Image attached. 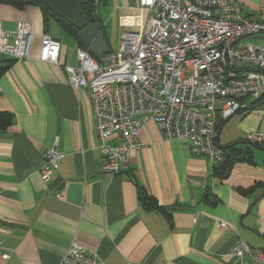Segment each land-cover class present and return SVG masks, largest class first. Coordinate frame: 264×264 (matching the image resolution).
<instances>
[{
  "label": "crops",
  "instance_id": "crops-1",
  "mask_svg": "<svg viewBox=\"0 0 264 264\" xmlns=\"http://www.w3.org/2000/svg\"><path fill=\"white\" fill-rule=\"evenodd\" d=\"M236 1L244 17L264 21L259 0ZM108 4L121 33L142 31L149 14L138 0L99 6L96 17L113 52L100 11ZM0 22L11 33L29 23L34 37L30 57L14 61L0 77V112L11 116L10 127L0 130V244L9 255L0 264H60L73 241L97 249L105 264H242L229 254L239 240L264 249V151L247 141L256 132L264 144V99L246 100V111L222 125L221 147L242 141L247 144L239 149H254L229 176L214 177L208 159L193 155L186 142L164 141L151 121L128 170L104 172L90 92L72 88L64 70L77 64L80 39L54 20L45 22L38 5H0ZM52 24L62 34L52 36ZM45 34L61 43L60 66L38 60ZM247 40L263 46L264 34ZM119 143L118 137L109 140ZM55 146L65 156L45 183L40 170ZM142 191L157 207L141 204Z\"/></svg>",
  "mask_w": 264,
  "mask_h": 264
},
{
  "label": "built area",
  "instance_id": "built-area-1",
  "mask_svg": "<svg viewBox=\"0 0 264 264\" xmlns=\"http://www.w3.org/2000/svg\"><path fill=\"white\" fill-rule=\"evenodd\" d=\"M138 5L149 14L146 26L121 33L117 52L97 57L80 48L77 64L64 66L67 83L90 92L103 171L128 170L148 121L164 141L186 142L193 155L212 166L223 162L222 125L248 108V98H264V45L247 40L264 34V21L244 17L236 0H138ZM259 11L264 14V0ZM33 39L29 23H19L11 33L0 22V55L26 60ZM61 50V43L45 34L38 60L60 66ZM241 64L248 70H240ZM113 137L120 143L109 144ZM262 139L256 132L247 136L253 144ZM64 156L56 146L46 152L40 170L45 183ZM229 254L242 264H264V249L242 240ZM8 257L0 244V259ZM60 264L105 263L97 249L73 241Z\"/></svg>",
  "mask_w": 264,
  "mask_h": 264
},
{
  "label": "trees",
  "instance_id": "trees-1",
  "mask_svg": "<svg viewBox=\"0 0 264 264\" xmlns=\"http://www.w3.org/2000/svg\"><path fill=\"white\" fill-rule=\"evenodd\" d=\"M105 0H90L88 2H83V10L88 15V23H94L98 22V19L96 17L97 11L99 6L104 3ZM0 5H7L11 6L15 9L22 10L27 6L31 5H38L43 10V15L45 18V22H48L49 20H54L56 23L60 26V28L68 33L70 36H72L74 39L78 40L77 34L78 29L77 27L71 23V21L64 20L62 18H58L49 8L47 5L38 4L34 0H0ZM57 40V39H56ZM80 46L83 49H89L87 46L82 44L80 41ZM91 51V50H90ZM91 54L95 56V54L91 51ZM16 61L12 58H9L4 55H0V77L3 76L12 66V63ZM264 98H262L258 103H260ZM246 111V110H244ZM11 125V116L8 112H0V130H6ZM261 144V143H260ZM258 144L259 147L264 149V144ZM257 145V144H256ZM224 150V149H223ZM226 154H230L231 158L228 163H218L213 166V176L216 175H225L229 176L232 167L234 164L238 161H247L250 160L253 156L254 149L247 147L245 150L239 149L237 146L229 149L228 151H225ZM259 185H256L255 188H259ZM139 199L141 204L145 205V207H149L151 209L157 207V202L155 199H153L150 195H148L146 192L142 191L139 193Z\"/></svg>",
  "mask_w": 264,
  "mask_h": 264
},
{
  "label": "water",
  "instance_id": "water-1",
  "mask_svg": "<svg viewBox=\"0 0 264 264\" xmlns=\"http://www.w3.org/2000/svg\"><path fill=\"white\" fill-rule=\"evenodd\" d=\"M38 4H45L58 17L64 20L71 21L78 29L77 37L80 41L95 53L97 57L109 53V48L106 44L102 26L99 22L88 23V15L83 10V2L90 0H34ZM246 142H235L222 147L225 151L232 149ZM255 149L264 151L263 148L251 144ZM231 158L230 154H226L224 163H228Z\"/></svg>",
  "mask_w": 264,
  "mask_h": 264
},
{
  "label": "rangeland",
  "instance_id": "rangeland-1",
  "mask_svg": "<svg viewBox=\"0 0 264 264\" xmlns=\"http://www.w3.org/2000/svg\"><path fill=\"white\" fill-rule=\"evenodd\" d=\"M112 10L113 9L111 7V4H108L106 6H102L101 9H100L101 14L104 17V20L107 21L106 29L108 30L109 39L111 41L110 49L113 52H117L119 50V47H120L121 31L118 28V21H117L118 17H117V14L116 15H115V13L112 14ZM54 31H55V33H53ZM51 33H52V36H55V34H60V33L62 34L61 30H59L54 24L51 25ZM59 39H60V37H59ZM249 99L250 98H248L247 100L249 101ZM230 121L227 124H229ZM241 146L244 147L246 145L245 144H241L238 147H241Z\"/></svg>",
  "mask_w": 264,
  "mask_h": 264
}]
</instances>
